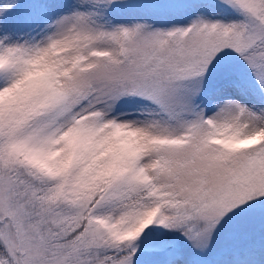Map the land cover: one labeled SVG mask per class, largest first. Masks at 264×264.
<instances>
[{"label":"snow or ice","instance_id":"1","mask_svg":"<svg viewBox=\"0 0 264 264\" xmlns=\"http://www.w3.org/2000/svg\"><path fill=\"white\" fill-rule=\"evenodd\" d=\"M0 264H264V0H0Z\"/></svg>","mask_w":264,"mask_h":264}]
</instances>
